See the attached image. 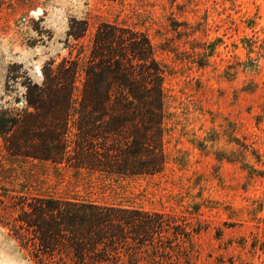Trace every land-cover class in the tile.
Instances as JSON below:
<instances>
[{"label":"rangeland","instance_id":"1","mask_svg":"<svg viewBox=\"0 0 264 264\" xmlns=\"http://www.w3.org/2000/svg\"><path fill=\"white\" fill-rule=\"evenodd\" d=\"M103 24L145 34L163 69L157 172L75 168L72 119L66 159L25 155L59 152L52 111L27 101L64 58L79 63L77 94ZM69 202L169 224L85 264H264V0H0V264H77L66 234L41 242L26 223L54 229L44 210Z\"/></svg>","mask_w":264,"mask_h":264},{"label":"trees","instance_id":"2","mask_svg":"<svg viewBox=\"0 0 264 264\" xmlns=\"http://www.w3.org/2000/svg\"><path fill=\"white\" fill-rule=\"evenodd\" d=\"M91 42L77 94L79 63L64 58L56 71L48 67L39 88L40 100L27 101L36 111L43 105L52 111V141L59 152L25 155L55 163L66 159L72 119L79 139L73 148L77 156L69 157L75 168L122 175L159 171L164 162V72L153 56L152 44L142 32L115 24L99 26ZM48 92L50 102L44 101ZM100 141L102 146H96ZM44 215L43 222L56 228L45 230L40 221H27V225L36 227L41 242L47 235L66 234L70 256L77 264L107 260V251L116 254L114 244L127 234L139 241L169 226L163 213L77 202L64 208H46Z\"/></svg>","mask_w":264,"mask_h":264}]
</instances>
